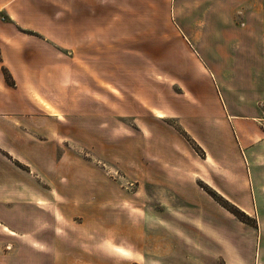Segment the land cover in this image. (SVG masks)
<instances>
[{
	"label": "crops",
	"instance_id": "0c3cea01",
	"mask_svg": "<svg viewBox=\"0 0 264 264\" xmlns=\"http://www.w3.org/2000/svg\"><path fill=\"white\" fill-rule=\"evenodd\" d=\"M29 1L0 0V11H6V16L0 12V197L13 198L17 203L10 207V213L17 212L13 213V222H3L2 227L11 232L10 235H22L10 239L19 241L28 260L34 261L46 252L55 255L63 245L64 251L78 263L93 264L91 252L95 244L89 238L94 236V225L107 227L115 221L123 226V232L118 235L132 238L129 242L133 248L119 243L110 246L111 250L126 255L130 264H264V254L257 257L255 247V255L251 257L249 238L243 237L248 229L250 237L256 238L257 246L258 238L264 234V214L262 220L255 216V226L239 222L197 185L198 179L205 181L219 195L250 213L238 200V189L245 187L246 180L235 174L234 164L229 160L230 151H239L231 125L234 115L222 107L212 114L210 121L195 120L194 129L180 121L184 131L207 154H215L217 159L213 164H209L208 155L204 159L194 156L185 140L171 130H167L164 147L159 150L152 145L157 136L141 130L140 150L133 156L128 154L133 158L135 169L140 171L134 172L135 180L162 184L164 188L160 190L86 189L78 192L75 188H56L59 184L54 181L49 183V188H31L28 167L43 162L46 147H58L52 134H58L63 128L61 117L105 115L104 111L94 112L93 54L107 53V65L103 64L102 69L109 68V53L122 51L125 41L118 31L110 28V22L119 18L116 9L123 7V0H66L69 10L65 7V12L56 10L34 14L36 16L29 14ZM103 10H109L110 14L101 18L99 13ZM262 20L264 84V14ZM18 26L26 31L18 30ZM108 26L110 29L106 28ZM2 67L7 69L13 85L6 83ZM40 101L50 108L43 107ZM33 137L36 140H32ZM118 139L126 148L132 138L121 136ZM59 144L67 146L70 142L60 140ZM186 152L191 154L192 161L186 159ZM120 165L125 174L129 173L131 164L126 154ZM200 165H209L208 175ZM157 193L174 198L175 204L155 206L153 198ZM80 195L125 199L117 201L120 206L115 211H111L105 199L86 204L85 213L73 218L80 228L70 230L68 234L72 238L63 242L53 231L63 220L59 207L41 206L29 199ZM21 203L25 204L18 206ZM223 217L229 222L224 223ZM37 225L44 226L40 235L31 233ZM96 233L104 236L108 232ZM83 237L86 239H81ZM38 245L42 249L37 248ZM9 256L7 250L0 258L7 262ZM100 256L106 258V253L102 250ZM122 264H127L126 260Z\"/></svg>",
	"mask_w": 264,
	"mask_h": 264
},
{
	"label": "rangeland",
	"instance_id": "374dc122",
	"mask_svg": "<svg viewBox=\"0 0 264 264\" xmlns=\"http://www.w3.org/2000/svg\"><path fill=\"white\" fill-rule=\"evenodd\" d=\"M123 1V7L120 5L116 9L119 18L110 22V28L120 33L125 41L126 51L123 48L118 53H109L110 66L103 69L102 65H107L108 54H93L94 112L104 111L105 115L61 117L63 128L58 134H52L56 137L54 141L58 142V147H46L43 162L28 167L31 188H49V183L54 181L59 184L56 188H75L79 189L78 192L86 189L160 190L164 188L162 184H144L135 180L134 172L140 171L135 169L131 156L142 146L141 130L145 134L151 132L157 136V140L152 143L156 150L164 147L167 130H171L185 140L194 156L204 159L208 155L209 164H213L217 159L215 154L209 151L207 154L185 131L193 140L191 145L175 126L183 129L180 121H185L187 126L194 129L195 120L199 118L210 121L212 114L222 107L234 115L231 125L239 149L238 152L230 151L229 160L234 164L235 174L246 180L245 187L238 189V200L250 212L244 211L248 221L256 225L255 216L262 220L264 214V129L261 126L264 119L261 69L264 0ZM65 2L66 0H30L29 14L36 16L34 14L56 10L65 12V7H68ZM0 12L6 16V11ZM108 14L109 10H103L99 16L103 18ZM18 30L26 31L22 28ZM131 49L134 51H130ZM1 72L6 83L13 85L7 69L2 67ZM39 103L50 108L41 101ZM199 114L204 115L198 117ZM121 136L132 138L131 144L126 148L120 145L118 138ZM32 140L36 138L33 137ZM60 140L69 141L70 144L60 145ZM225 141L227 143L226 139ZM125 154L131 164L130 171L126 174L123 165L119 166ZM185 154L186 159L192 161L191 154ZM208 166L200 165L205 175L209 173ZM197 185L212 188L201 179L197 180ZM29 199L41 206L54 204L59 207L63 220L56 224L53 231L63 242L72 238L68 234L70 230L80 228L73 218H79L85 213L86 204L105 199L109 201L111 211H115L120 206L117 201L125 198L80 195ZM173 199L158 193L153 198L154 205L159 208L165 203L174 205ZM16 204L13 198L0 197V256L7 250L10 253L7 262L0 258V264H84L71 258L64 251L63 245L59 246L61 251L58 250L55 255L46 252L44 256L34 258V261L28 260L19 241L10 239L20 238L22 235H10L11 232L2 227L5 224L3 222H13V213L17 212L10 213V207ZM236 207L242 210L239 206ZM238 215L242 217L241 214ZM17 218L18 216L16 220ZM222 220L224 223L229 222L224 217ZM43 228L44 226H33L31 233L40 235ZM94 230V236L89 238L95 244L91 252L93 264H122L123 260L130 264L126 255L111 250V247L119 243L133 248V244L129 242L132 238L118 235L123 232L120 223L111 221L107 227L95 224ZM246 230L248 232L243 237L249 238L250 256L255 255L256 247V256L261 257L264 254V234L261 239L258 238L255 246L256 238L250 237L251 231ZM96 231L108 233L102 236ZM146 245L149 248V242ZM39 247L41 248L38 245L37 248ZM102 250L106 253V258H100Z\"/></svg>",
	"mask_w": 264,
	"mask_h": 264
},
{
	"label": "trees",
	"instance_id": "16d2710c",
	"mask_svg": "<svg viewBox=\"0 0 264 264\" xmlns=\"http://www.w3.org/2000/svg\"><path fill=\"white\" fill-rule=\"evenodd\" d=\"M175 128L177 129L178 132H180V134L186 138V140L191 144L193 142L192 138H190L188 136V134L180 127V126H175ZM192 145V144H191ZM197 148H199V146L196 144ZM194 148V147H193ZM217 203H219L221 206H223L227 211H229L232 215H234V217H236L237 219H239L240 221L247 223V224H252L250 221H248V216L247 214L240 210L239 208L236 207V205H234L233 203H231L230 201H228L226 198L222 197L221 195H219L214 189L209 188L206 186V188H203ZM238 214H241L242 217H244L245 219H243L242 217H240ZM133 264H139L134 262Z\"/></svg>",
	"mask_w": 264,
	"mask_h": 264
},
{
	"label": "built area",
	"instance_id": "2783aa9c",
	"mask_svg": "<svg viewBox=\"0 0 264 264\" xmlns=\"http://www.w3.org/2000/svg\"><path fill=\"white\" fill-rule=\"evenodd\" d=\"M261 126H262V128L264 129V119H263V121L261 122Z\"/></svg>",
	"mask_w": 264,
	"mask_h": 264
}]
</instances>
